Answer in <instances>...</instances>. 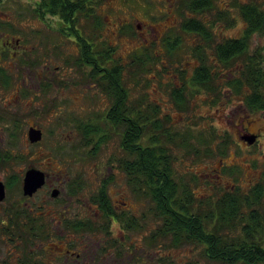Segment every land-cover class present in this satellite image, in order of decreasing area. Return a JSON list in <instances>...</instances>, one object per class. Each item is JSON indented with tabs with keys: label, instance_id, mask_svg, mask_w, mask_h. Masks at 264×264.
<instances>
[{
	"label": "flooded vegetation",
	"instance_id": "af4514ba",
	"mask_svg": "<svg viewBox=\"0 0 264 264\" xmlns=\"http://www.w3.org/2000/svg\"><path fill=\"white\" fill-rule=\"evenodd\" d=\"M41 2L42 0H0V171L13 170L11 169L13 165L26 160V157L17 150L20 138L25 140L26 156L31 160L34 157L33 153L40 151V154H43V149L50 152V137L56 139L53 140L57 146L53 147L54 153L62 157L65 155L62 143H66V140L62 141L60 137L57 139L58 133L52 128L47 131L49 141L42 146L47 135L40 121L59 128L68 125L64 93L69 61L66 54L67 41L75 45L74 64L78 68L82 65L79 43L76 37L68 36L67 32L68 28L72 27L82 38L80 24L82 13L73 12L75 23L72 26L67 24L56 10L42 8ZM92 8L95 10V7L92 6ZM215 24L211 28L213 40L208 44L210 47L214 44ZM206 26L209 27V25ZM153 28L154 26L149 24L143 27L139 20L136 26L137 32L143 33L150 29L153 37L157 41L161 40L160 29L156 31ZM190 34L197 36L199 43L196 45L204 43L199 35ZM253 36L257 35H252L251 40ZM240 37L241 35L238 38ZM256 48L253 51L249 50L252 57ZM244 59L243 56H238L236 63L227 69L226 66L218 63L215 57L210 58L213 66L210 74L215 78L213 81L215 91L210 93L200 89L195 93H204L206 97L204 103L208 108H213L217 112L233 101H238L245 111L264 113V109L255 111L247 108L244 102L245 97L253 94L255 89L244 87L236 93L238 90L229 88L233 75L239 69L242 70ZM107 62H111V58ZM198 66L199 62L195 68ZM113 67L114 65L108 69L111 70ZM195 68L190 79L180 82L174 89L179 90L185 85L189 87ZM102 69L105 70V68ZM105 74L106 72L101 75ZM99 76L91 78L87 75L94 82L91 88L94 85L96 90L100 89ZM123 83L125 86L124 81ZM125 90L128 93V103L125 106L129 108L132 105L129 102V92L126 87ZM110 91V89L108 91L100 89V92L111 101L103 114V119L99 120L94 110L89 119L77 116L73 120L69 117V122L72 121L76 136L81 137L84 146H90L88 151L90 157L95 156L102 145L108 141L110 138L108 131L111 128L120 131V147L126 156L118 161V166L126 177L133 197L110 198V184L116 170L114 166L95 168L94 178L98 187L96 195L90 199L91 203L89 201L83 203L80 177L77 175L72 179L69 174L71 169H65L60 164L57 167L48 162L41 163L38 160V163H32L31 161L24 170H21L23 173L20 176L13 173L5 181L0 179L4 188V199L0 201V224L2 226L7 223L12 224L13 228L18 229L14 233L15 236L27 240V253L34 261L30 264L39 263L41 257L44 264H158V217H145L142 209L135 207V203L143 204L142 200H147L145 187L141 184L139 187L131 185V179L133 180L130 177L131 171L121 165L122 161L130 162L131 153L124 151L121 145L122 124L115 125L108 118L109 111L113 109ZM53 92L58 94H51ZM145 112L143 106L142 121L145 119ZM247 117L243 121L241 118L237 120L235 136L238 142L251 147L258 142L260 136H264V132L257 130L252 132L251 123ZM129 119V114L125 113L124 121ZM100 122H102L101 125H99ZM243 122H246L244 128H242ZM89 127L97 130L100 128L102 131L85 137L84 132ZM30 131L36 132L38 139H29ZM64 132L66 133L65 130ZM248 137L256 138L253 144L249 145L244 140ZM101 138H105V142L99 144ZM42 147L45 148L42 149ZM28 171L41 174L42 182L33 192L24 194L23 180ZM216 172L215 170L214 173ZM215 178L219 179L220 175L217 173ZM259 180L263 181V178L253 172L250 173L247 189L258 184ZM222 187L227 188L228 192L235 189L233 184ZM12 191H15L18 196L8 203L7 196ZM84 205L92 213L90 217L83 216ZM147 220L153 221L155 229L153 235L149 237H147L146 229ZM153 237H155V245L152 243ZM19 244L22 245L21 242ZM149 246L153 247L152 257L149 256L150 249L147 248Z\"/></svg>",
	"mask_w": 264,
	"mask_h": 264
},
{
	"label": "rangeland",
	"instance_id": "374dc122",
	"mask_svg": "<svg viewBox=\"0 0 264 264\" xmlns=\"http://www.w3.org/2000/svg\"><path fill=\"white\" fill-rule=\"evenodd\" d=\"M252 1L259 4L264 2V0ZM182 2L183 0H96L94 13L87 18L84 14L80 16L82 37L90 43H95L96 52H110L111 62L102 64L101 68H110L112 65L122 68V79L129 92L130 103L142 101L144 108L147 105L157 106L160 111L159 117L166 120L165 125L180 135L178 141L181 140V136H187V132L193 135L186 140L189 144L183 142L182 146L170 147L172 167L195 199L208 198L207 201L215 202L228 192L227 188L222 187L227 184H233L243 192L249 191L247 186L252 172L264 181V136H260L258 142L251 147L238 142L235 136L237 120L241 118L243 121L246 116L251 123L252 132L256 130L264 132V113L245 111L238 101H233L216 112L215 109L205 105L204 93L195 94L196 88L191 85L184 86L185 108L180 111L175 107L171 101L172 90L183 80L190 79L193 69L198 65V60L192 56V51L199 43L198 38L194 34L184 32L181 23L188 18H195L209 25L212 22L216 23L213 30L214 44L228 38H238L245 25L235 5H241L248 0H212L213 7L199 15L185 9L180 11L177 6L182 5ZM219 17H222L223 21L218 22ZM138 20L143 27L149 24L153 25L156 31L160 29L161 40L157 41L150 29L143 33L137 32ZM175 38L179 43L170 49ZM214 44L206 48L210 58L213 56L211 50ZM261 44L263 39L253 36L249 50L253 51ZM74 47L73 42L67 41L66 54L69 61L64 93L68 125L59 128L40 121L47 135L42 146L49 141L47 131L52 128L58 133L57 139L60 137L62 141L66 140V143H62L65 149L64 157L54 153L53 147L57 146L53 140L56 139L50 137V152L42 147L43 154H40V151L33 153L34 157L31 160L26 156V142L20 138L17 150L26 157V162L13 165L11 168L13 170L0 171V179L5 181L13 173L20 176L23 173L21 170H24L31 161L32 163L48 162L57 167L60 164L65 169H71L69 174L72 179L77 175L80 177L81 195L85 203L90 202L97 192L95 168L114 166L116 170L110 184V198L132 196L133 192L118 166V161L126 156L120 147V131L111 128L108 131L110 134L108 141L95 156L90 157L88 153L90 146H84L81 137L76 136L72 121L69 122V117L73 120L77 116L89 119L94 110L101 120L111 103L100 89L96 90L94 85L91 88L94 82L87 77L89 68H78L74 64L76 60ZM55 93L57 92L51 94ZM244 123L246 122H243L242 128L245 127ZM101 124L102 122L99 125ZM217 173L220 175L219 179L215 178ZM16 196L18 195L15 191L10 192L7 202L13 201ZM142 203H135V207L141 208L145 217H153L150 211L151 203L147 200H142ZM91 215L90 210L84 205L83 216ZM147 221L146 229L149 237L153 235L155 229L153 221ZM1 230L2 224H0V261L6 264H20L19 261L24 258L23 252L20 251L22 245L16 243L15 245L18 246L16 249L15 245L6 241ZM152 243L155 245V240ZM147 248L150 249L149 256L152 257L153 247ZM203 250L201 244H181L179 247H172L169 238H158V264H214L203 256ZM37 264H44L43 257Z\"/></svg>",
	"mask_w": 264,
	"mask_h": 264
},
{
	"label": "trees",
	"instance_id": "16d2710c",
	"mask_svg": "<svg viewBox=\"0 0 264 264\" xmlns=\"http://www.w3.org/2000/svg\"><path fill=\"white\" fill-rule=\"evenodd\" d=\"M95 1L42 0L41 6L56 10L67 24L73 26V12L80 11L85 18L90 17L94 13L92 6L97 5ZM182 3L178 6L180 11L185 9L198 15L213 7L212 0H185ZM235 8L245 23L243 34L238 39H226L217 43L212 48V54L227 69L236 63L238 56L245 58L242 70L239 69L233 75L229 88L238 90L236 93L244 87L255 89L253 94L245 97L244 102L247 108L256 111L264 109V3L248 0L235 5ZM220 20L223 21L222 17L217 21ZM214 24H205L195 18L185 19L181 23L184 32L199 35L205 44L197 45L192 51V56L199 62L190 80L196 92L200 89L210 93L215 91V78L210 74L213 66L209 64L211 60L206 52V48L210 47L208 44L213 40L211 28ZM67 33L68 36L76 37L79 43L80 64L89 68L87 75L91 78L100 75V89L111 90L113 109L109 111L108 118L115 125L122 124L121 145L124 151L131 153L130 162L122 161L121 165L131 171V185H144L145 197L151 202L150 211L153 217H158L157 237L169 238L172 247L201 244L204 247L203 256L214 264H264V181L252 186L247 192L236 187L234 191L225 192L215 202L207 201L208 198L195 199L182 178L175 174L170 150L171 146L179 147L183 142L189 144L186 140L193 135L187 132L188 137L181 136L178 141L180 135L165 125L166 120L159 117L157 106L147 105L144 108L145 119L142 121V101L130 103L132 106L129 108L125 106L128 103V93L122 79V68L114 65L111 70H104L100 67L110 60V52H96L95 43L80 38L72 27L68 28ZM252 35L263 39V44L253 52V57L249 51ZM178 43L179 40L175 38L170 49ZM104 72L106 74L101 75ZM183 91L184 86L171 92L172 101L180 111L185 108ZM125 113L130 117L127 121H124ZM101 131L100 128L97 130L89 127L84 136L89 137ZM103 142L105 138H101L98 143ZM11 225L7 223L2 226L1 234L12 245L21 242L24 258L19 261L20 264L34 263L32 256L26 252L27 240L15 236L18 229ZM15 248L18 246L15 245ZM0 264L6 263L0 261Z\"/></svg>",
	"mask_w": 264,
	"mask_h": 264
},
{
	"label": "water",
	"instance_id": "95a60500",
	"mask_svg": "<svg viewBox=\"0 0 264 264\" xmlns=\"http://www.w3.org/2000/svg\"><path fill=\"white\" fill-rule=\"evenodd\" d=\"M29 139L36 140L38 139V134L36 132L30 131L29 133ZM255 137H248L244 140L249 144H253L255 141ZM42 182V175L35 171H28L25 174L24 180H23V191L24 194H30L33 192ZM4 188L2 184L0 183V201L4 199Z\"/></svg>",
	"mask_w": 264,
	"mask_h": 264
}]
</instances>
